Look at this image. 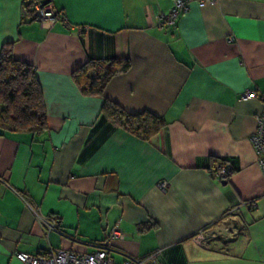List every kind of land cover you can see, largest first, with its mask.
<instances>
[{"label": "crops", "instance_id": "1", "mask_svg": "<svg viewBox=\"0 0 264 264\" xmlns=\"http://www.w3.org/2000/svg\"><path fill=\"white\" fill-rule=\"evenodd\" d=\"M22 2L0 0V48L11 42L32 66L47 128L0 132V264L90 252L114 225L117 262L160 249L156 264H264V178L249 142L262 102L241 99L264 93V0L191 2L161 29L171 0H51L64 16L53 23L25 19ZM111 58L130 66L81 94L71 73ZM105 99L165 125L141 140L100 119ZM212 157L233 168L224 184ZM24 199L60 233L45 236Z\"/></svg>", "mask_w": 264, "mask_h": 264}, {"label": "trees", "instance_id": "2", "mask_svg": "<svg viewBox=\"0 0 264 264\" xmlns=\"http://www.w3.org/2000/svg\"><path fill=\"white\" fill-rule=\"evenodd\" d=\"M39 1L23 0L25 19L35 20L34 4ZM52 7L57 15L62 14L59 9ZM129 66L126 58L88 59L71 73V77L81 94L98 95L102 94L110 78L125 72ZM99 117L145 141L165 125L160 116L148 111L128 113L108 99L104 100ZM46 128L43 99L32 66L13 57L11 42L3 43L0 48V132L39 134ZM209 161L210 172L216 166L227 163L215 157Z\"/></svg>", "mask_w": 264, "mask_h": 264}, {"label": "built area", "instance_id": "3", "mask_svg": "<svg viewBox=\"0 0 264 264\" xmlns=\"http://www.w3.org/2000/svg\"><path fill=\"white\" fill-rule=\"evenodd\" d=\"M194 2L197 6L203 7L206 5H213L218 0H171L167 11L161 12L158 15L157 27L174 26L180 15L185 13L189 4ZM35 11H39L40 21L53 23L56 20H63V14H56V10L47 4L44 7H39V2L34 4ZM233 37H229L228 41H233ZM254 97H259L262 102V110L256 117V126L254 131L249 136V142L255 153L256 165L260 171L262 178H264V93H258L255 90L247 89L242 95L241 99L247 100ZM213 177L219 181L226 180L231 174V167L228 163L218 165L210 172ZM157 187L160 191L165 192L168 188L166 182H159ZM25 205L32 211L35 218L39 219L45 236L50 232L58 231L57 222L55 219L47 216L40 217L37 207L30 204L27 199H24ZM59 232V231H58ZM60 233V232H59ZM124 233L121 229L114 225L111 227L105 237V240L94 245V249L90 252H75L67 249L52 250L49 247L47 250L31 255L24 252H16L15 257L26 264H156V260L160 255V249H155L147 254L144 258H138L133 255H125L123 260L117 262L114 260L112 247L110 241L113 239H123Z\"/></svg>", "mask_w": 264, "mask_h": 264}, {"label": "water", "instance_id": "4", "mask_svg": "<svg viewBox=\"0 0 264 264\" xmlns=\"http://www.w3.org/2000/svg\"><path fill=\"white\" fill-rule=\"evenodd\" d=\"M50 2H51V0H40V1H39V7L42 8V7H44L45 5L50 4ZM34 18H35L36 21H40L39 11H38V10H36V11L34 12ZM222 183L224 184L225 181H222Z\"/></svg>", "mask_w": 264, "mask_h": 264}]
</instances>
